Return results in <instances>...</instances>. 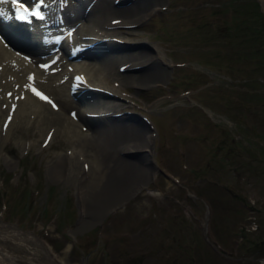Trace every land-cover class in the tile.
<instances>
[{"label": "rangeland", "instance_id": "1", "mask_svg": "<svg viewBox=\"0 0 264 264\" xmlns=\"http://www.w3.org/2000/svg\"><path fill=\"white\" fill-rule=\"evenodd\" d=\"M160 2L137 24L118 26L129 46L156 50L166 72L137 91L120 85L126 98L115 112L147 122L152 168L146 186L111 209L98 215L93 200L81 204L78 181L48 174V159L70 153L74 139L46 133L45 115L61 123L81 100L69 94L71 104L24 117L8 133L11 115L0 101V229L17 231L21 242L3 237L0 245L16 263L264 264L261 35L237 24L244 0ZM81 165L84 176L90 169Z\"/></svg>", "mask_w": 264, "mask_h": 264}, {"label": "bare ground", "instance_id": "2", "mask_svg": "<svg viewBox=\"0 0 264 264\" xmlns=\"http://www.w3.org/2000/svg\"><path fill=\"white\" fill-rule=\"evenodd\" d=\"M159 3L160 0H67L61 6L53 1L47 20L38 21L32 33L24 35L28 39L17 40L11 35L22 30L4 18L10 0H0V24L8 35H0V101L6 102L4 110L11 115L6 120V133L24 117L43 115L47 109L55 112L57 102L60 107L71 104L70 85L79 74L77 92L85 99L80 108L74 115L64 116L61 123L45 115L46 133L58 130L74 139L70 153L56 152L54 159H48V174L67 182L78 181L81 204L87 206L88 199L93 200L99 208L98 215L144 188L151 175L152 137L141 125L146 121L141 116L115 111L118 102L126 98L120 91L121 84L130 83L137 91L143 85L162 82L166 65L149 45L140 42L129 46L128 36L118 26L137 24ZM82 46L88 48L80 50ZM107 58L109 64L103 63ZM35 87L46 99L34 93ZM82 124L86 125L85 131ZM7 161L13 162L9 157ZM86 163L90 172L83 176L80 167ZM16 234L15 230L0 229V238L9 237L20 244ZM36 243L50 254L42 241ZM0 262L18 264L15 255L2 245Z\"/></svg>", "mask_w": 264, "mask_h": 264}, {"label": "trees", "instance_id": "3", "mask_svg": "<svg viewBox=\"0 0 264 264\" xmlns=\"http://www.w3.org/2000/svg\"><path fill=\"white\" fill-rule=\"evenodd\" d=\"M239 5L238 17H240V14H243V16L240 18L241 20L237 21V24L239 23L241 28L253 30L252 35L259 33L261 35L259 39H261V43L264 44V21L260 22L259 19V17L262 16V11L259 8L258 1L244 0V2ZM242 7L244 8L242 9Z\"/></svg>", "mask_w": 264, "mask_h": 264}, {"label": "snow or ice", "instance_id": "4", "mask_svg": "<svg viewBox=\"0 0 264 264\" xmlns=\"http://www.w3.org/2000/svg\"><path fill=\"white\" fill-rule=\"evenodd\" d=\"M12 3L17 4L19 9H21L24 12H28L29 9L23 4V3H19V0H11ZM44 0H37V4L33 7L32 9V15L35 17H39V18H43L42 14L39 12V8L43 5ZM23 18V17H21ZM34 93L38 96H41L42 99H46L45 97H43L40 93L35 92V90H33ZM50 102V101H49Z\"/></svg>", "mask_w": 264, "mask_h": 264}, {"label": "water", "instance_id": "5", "mask_svg": "<svg viewBox=\"0 0 264 264\" xmlns=\"http://www.w3.org/2000/svg\"><path fill=\"white\" fill-rule=\"evenodd\" d=\"M168 67H169V66H168ZM203 235H204V237L207 239V237H206V233H205V229H203ZM261 262H264V257L261 258Z\"/></svg>", "mask_w": 264, "mask_h": 264}]
</instances>
